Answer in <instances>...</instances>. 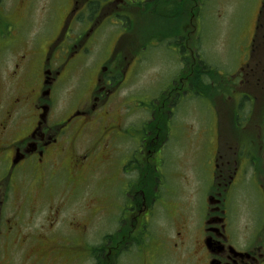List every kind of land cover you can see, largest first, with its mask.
I'll use <instances>...</instances> for the list:
<instances>
[{
  "label": "flooded vegetation",
  "instance_id": "flooded-vegetation-1",
  "mask_svg": "<svg viewBox=\"0 0 264 264\" xmlns=\"http://www.w3.org/2000/svg\"><path fill=\"white\" fill-rule=\"evenodd\" d=\"M29 2L0 0V12L19 13L6 16L8 66L0 32V264L15 252L24 264H264V0L241 20L235 51L217 59L207 24L227 17L209 0H70L49 43L24 31ZM167 37L178 72L138 103V52ZM185 103L214 117L197 134L213 180L200 214L192 184L165 196ZM250 191L256 215L243 208ZM119 200L127 210L112 212ZM102 218L113 227L86 242Z\"/></svg>",
  "mask_w": 264,
  "mask_h": 264
},
{
  "label": "rangeland",
  "instance_id": "rangeland-1",
  "mask_svg": "<svg viewBox=\"0 0 264 264\" xmlns=\"http://www.w3.org/2000/svg\"><path fill=\"white\" fill-rule=\"evenodd\" d=\"M30 10L24 31L27 35L33 36L41 33L45 43L50 42L56 32L58 23L56 24L57 13H62L63 9L68 8L70 0H29ZM256 0H209L208 6L222 4L226 13V23L221 27L219 22L210 20L207 24L212 30L213 36L206 40L205 48L208 52V57L212 59L229 58L232 52L235 51L234 39L237 34V29L241 20L244 17L250 19L255 6ZM58 13V14H59ZM6 16L9 20L19 18V13L14 11L0 12V32L4 33V38L7 40L6 47L3 48L2 54L7 57L6 66L11 64V54L9 52L10 44L8 42L11 36L10 29ZM251 25V20L249 22ZM220 30L224 31L225 38H219ZM163 34L170 37V27L166 24L163 27ZM164 39L162 42H156L155 39L147 41L146 49L139 51L140 57L143 59L138 64V77L136 83V97L138 103H150L154 98L159 96L165 85L178 72V53L173 48V44L169 43L170 38ZM51 38V39H50ZM169 40V41H168ZM48 42V43H49ZM182 120L184 126V136L181 143L170 141L167 151L169 167L166 169V192L165 196L171 200V188L180 189L185 183H190L195 187L194 202L198 206V213L202 211L208 190L212 186V168L209 163V155L201 148L197 134L202 129V121L207 118L214 121L213 111L206 110L203 104L194 105L190 109L189 103H185L182 110ZM208 137L211 141L214 140V131L211 128L208 132ZM99 193V190L97 191ZM257 193L250 191L247 194L246 201L243 203L244 211L250 215H256L258 208L255 206ZM112 212L126 211L122 200L116 201ZM156 217L162 219L163 201L159 198L155 203ZM44 215L37 214L34 218L26 221L28 229L36 228L41 217ZM32 220V222H31ZM104 218L101 220L93 219L90 225L89 233L86 236V242L98 243L101 239H95L94 233L103 225ZM113 225L109 221H105L100 234L108 231V228ZM105 229V231H104ZM166 254L170 255L168 247H164ZM90 253H98L92 246L89 247ZM67 253V251H66ZM69 254V253H68ZM15 256L11 261L4 264H24L21 257ZM79 264V263H72ZM86 264V263H85ZM165 264H183L182 261L170 260Z\"/></svg>",
  "mask_w": 264,
  "mask_h": 264
}]
</instances>
